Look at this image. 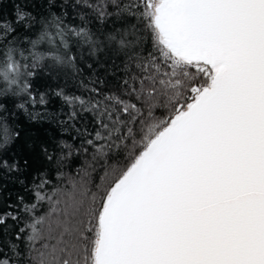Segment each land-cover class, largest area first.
Masks as SVG:
<instances>
[{
  "label": "snow or ice",
  "instance_id": "obj_1",
  "mask_svg": "<svg viewBox=\"0 0 264 264\" xmlns=\"http://www.w3.org/2000/svg\"><path fill=\"white\" fill-rule=\"evenodd\" d=\"M0 264H264V0L0 15Z\"/></svg>",
  "mask_w": 264,
  "mask_h": 264
},
{
  "label": "trees",
  "instance_id": "obj_2",
  "mask_svg": "<svg viewBox=\"0 0 264 264\" xmlns=\"http://www.w3.org/2000/svg\"><path fill=\"white\" fill-rule=\"evenodd\" d=\"M16 2H17V0H0V15L6 16V17L11 16L12 11H13V4ZM114 19H115V17L109 18L105 22V25H99V26L100 27L107 26L108 28H111L113 25ZM130 22H134V21L130 20ZM93 24L96 25L97 22L93 21ZM116 26L120 27L121 23L119 21H117ZM107 59L108 58L106 56L102 58V60H107ZM115 63L120 64L121 61L119 59H116ZM100 74L104 75L103 68L100 69ZM38 86L41 88V90H44L46 86H50L53 89L56 88L57 86H60V87H63L65 89V91L69 94L80 95L83 93V89L78 88L76 80L73 79L71 77V75H60V76H57L51 80L44 78V80H42ZM49 108L53 111H59L61 113V118L66 119L69 109L66 105L63 104V102L60 99H58L56 97H51ZM88 119L90 121L91 118L89 117ZM22 126L27 130L28 126L26 123L23 124ZM78 126H82V125H78ZM89 127L91 129L90 124H89ZM48 131H49V135L51 137L67 139L69 143H72L73 141L71 139H68V138L75 136V133L73 131L62 132L60 130V128L56 125H52L51 127H49ZM90 155H91V149L89 150L88 155L82 154L80 156V161H87ZM29 179H30V177H29ZM12 187H13L12 185H9L10 189ZM19 190H20L19 186L17 185L15 191H12L11 195L13 197H15L16 192Z\"/></svg>",
  "mask_w": 264,
  "mask_h": 264
}]
</instances>
